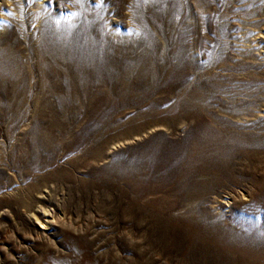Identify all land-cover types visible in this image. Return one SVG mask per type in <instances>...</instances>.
Listing matches in <instances>:
<instances>
[{
  "label": "rangeland",
  "instance_id": "rangeland-1",
  "mask_svg": "<svg viewBox=\"0 0 264 264\" xmlns=\"http://www.w3.org/2000/svg\"><path fill=\"white\" fill-rule=\"evenodd\" d=\"M0 143V264H264V0H1Z\"/></svg>",
  "mask_w": 264,
  "mask_h": 264
},
{
  "label": "bare ground",
  "instance_id": "bare-ground-1",
  "mask_svg": "<svg viewBox=\"0 0 264 264\" xmlns=\"http://www.w3.org/2000/svg\"><path fill=\"white\" fill-rule=\"evenodd\" d=\"M0 1H1V0H0ZM7 2H8V0H7ZM15 12H16V10H15ZM18 12H19V11H17L16 13L18 14ZM2 146H3V144L0 143V151H4V149L2 148ZM46 212H47V211H45V213H46ZM47 222H48V221H47ZM41 228H43V227H41Z\"/></svg>",
  "mask_w": 264,
  "mask_h": 264
},
{
  "label": "snow or ice",
  "instance_id": "snow-or-ice-1",
  "mask_svg": "<svg viewBox=\"0 0 264 264\" xmlns=\"http://www.w3.org/2000/svg\"><path fill=\"white\" fill-rule=\"evenodd\" d=\"M8 15H12V13L11 12H8ZM74 15V14H73Z\"/></svg>",
  "mask_w": 264,
  "mask_h": 264
}]
</instances>
